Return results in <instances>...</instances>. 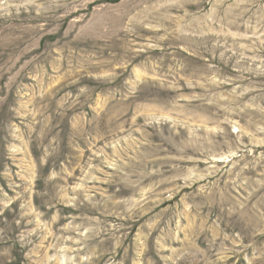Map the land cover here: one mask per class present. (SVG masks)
Returning <instances> with one entry per match:
<instances>
[{"label":"rangeland","instance_id":"374dc122","mask_svg":"<svg viewBox=\"0 0 264 264\" xmlns=\"http://www.w3.org/2000/svg\"><path fill=\"white\" fill-rule=\"evenodd\" d=\"M0 264H264V0H0Z\"/></svg>","mask_w":264,"mask_h":264}]
</instances>
